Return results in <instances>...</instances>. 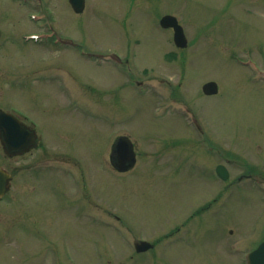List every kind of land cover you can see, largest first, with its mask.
Wrapping results in <instances>:
<instances>
[{
    "label": "rangeland",
    "instance_id": "374dc122",
    "mask_svg": "<svg viewBox=\"0 0 264 264\" xmlns=\"http://www.w3.org/2000/svg\"><path fill=\"white\" fill-rule=\"evenodd\" d=\"M165 14L177 17L190 41L187 50H177L172 30L160 27ZM80 15L79 25L77 15L69 11L64 16L76 46L105 52L117 47L124 68L110 67L116 63L110 58L84 60L65 48L54 52L55 61L60 60L54 75L66 80L84 77L92 83L87 90L98 86L99 113L87 110L81 118L71 105H61L53 88L49 96L33 99L11 92L4 101L15 102L35 119L43 142L80 160L85 187L91 200L99 202L103 221L88 218L91 209L86 202L80 205L69 175L55 174L50 186L18 191L21 214L15 209L5 219L6 205L0 202V264H200L207 256L213 264H229L225 261L230 254L214 237L215 228L211 237L196 240L191 229L229 226L244 236L242 251L264 235V0H86ZM18 27L24 31L32 25L22 18ZM175 50L176 62L165 56ZM35 58L24 52L18 61L23 65ZM142 68L149 74H142ZM136 79L144 83L139 87ZM208 80L217 83L216 95L202 94ZM179 92L199 122L208 123L243 163L229 164L231 178L248 169L259 175L226 186L212 174L220 158L212 161L197 146L195 155L186 140L182 157L206 161L209 175L174 159L179 133L192 132L168 98L170 93L177 100ZM87 102L94 107L93 99ZM116 135H127L135 144L136 165L129 173L116 172L109 161ZM222 186L227 188L221 200L224 210L191 219L197 204ZM106 208L120 220L107 217ZM182 224V231L164 237ZM142 239L155 247L136 251L135 243Z\"/></svg>",
    "mask_w": 264,
    "mask_h": 264
},
{
    "label": "flooded vegetation",
    "instance_id": "af4514ba",
    "mask_svg": "<svg viewBox=\"0 0 264 264\" xmlns=\"http://www.w3.org/2000/svg\"><path fill=\"white\" fill-rule=\"evenodd\" d=\"M66 8H70L69 0H0V166L9 175L5 180H1V182L5 186L4 196L15 207L18 203H22L21 198L18 197L19 190L24 191L29 189L34 192L36 186L42 187L43 182L46 186L54 183L52 165L54 160L73 162V166L77 168L78 177L82 184V188L77 193L79 203L83 206V202H86L87 199L89 203L91 201L90 194L85 187L84 167L80 163V160L63 150L55 151L46 141H42L41 134L37 137V141L30 143V138L34 134L33 132L39 131L37 122L20 105L11 101L9 104H5L6 102L4 101L6 99L8 101L10 93L16 91L30 99H33L37 95L49 96L52 94V84L54 81L53 46H45V49L41 48L40 50H30L31 54L36 55L35 60H31L34 63L27 62L22 65L21 61H18V56H22L23 54L21 39L22 35H24L23 32H49L52 36L54 33L61 38L68 36L69 31H67V22L64 16L69 13V10L66 11ZM32 13L38 16L37 21L31 23L32 27L29 30H19L18 25L20 20L22 18L29 19ZM60 18L66 24V27L63 23L61 24ZM79 24H81L80 20ZM24 52L28 53V51ZM29 65H31V68L27 69ZM11 130L14 133L17 132L18 135L12 142L10 150H6L4 142H8V139H6L7 134L5 132ZM191 131L190 139L195 143V146L199 147L198 150L212 157L214 152L213 133L210 130L205 132L200 125H196ZM28 132L32 134H28ZM181 137L182 135L179 133L177 137L178 142H180ZM195 153H197V150H195ZM218 155L223 161H230L228 151L223 150L222 152L218 150ZM43 160L47 161L49 166L45 176L37 172L38 161ZM196 163L198 162H195L194 166H198ZM200 163L201 161H199ZM204 165L205 169H207L208 164L206 161ZM71 174L73 175L74 172L72 171ZM205 174H208V172ZM241 176L239 175L237 178L239 179ZM223 191L224 188H222V193ZM208 199L207 202L200 203V208L191 213L192 217L218 215L224 210V203L212 202L217 200L216 197H213L211 202ZM90 205L96 208L97 199L94 202L92 201ZM16 210L18 213L22 211L17 209V207ZM34 221L35 219L31 223ZM214 228L217 231L214 237H220L224 225L211 224L203 225V231L198 226L192 228V238H198V236L204 239L211 237V232ZM230 233H232L231 230ZM262 241H264V235L255 242L254 248ZM177 254H180V252ZM233 255V259L228 258L225 262L229 261V264H235L236 258L234 253ZM237 260V264H245L240 257ZM220 262H223V260L220 259ZM258 263L264 264V257H260ZM176 264H181V262ZM200 264H213V258L207 256L204 261L200 260Z\"/></svg>",
    "mask_w": 264,
    "mask_h": 264
},
{
    "label": "water",
    "instance_id": "95a60500",
    "mask_svg": "<svg viewBox=\"0 0 264 264\" xmlns=\"http://www.w3.org/2000/svg\"><path fill=\"white\" fill-rule=\"evenodd\" d=\"M161 24L163 26H165V27L172 26L174 28V40H175V43L178 46H185L186 45V39H185V36H184V33H183V29L177 23V20H176V18L174 16H171V15L163 16L162 19H161ZM203 90L206 93L215 92L216 91L215 82H212V81L211 82H207L206 84H204ZM120 146H126L127 147L128 146L127 141H125L123 139H120L118 144H117V147H118V149L120 151V153H119L120 162L121 163L125 162L124 167L121 166L119 168L120 169H125L129 165H131V163L134 160V156H133V152H131V150L129 152L126 151V150L121 151L120 150ZM147 247H149V243H147L145 241H142L141 243L136 245L137 250H144ZM253 255H254V252L251 253V258H252ZM250 264H254V263L251 261Z\"/></svg>",
    "mask_w": 264,
    "mask_h": 264
}]
</instances>
